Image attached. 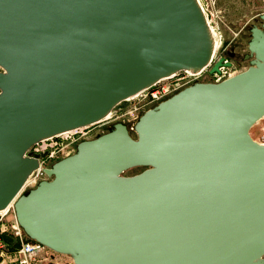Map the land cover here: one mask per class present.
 <instances>
[{"label": "water", "instance_id": "obj_1", "mask_svg": "<svg viewBox=\"0 0 264 264\" xmlns=\"http://www.w3.org/2000/svg\"><path fill=\"white\" fill-rule=\"evenodd\" d=\"M260 19L244 71L155 104L135 137L116 122L78 142L19 195L33 145L205 67L213 49L197 0H0V210L14 201L63 264H264V143L250 134L264 116Z\"/></svg>", "mask_w": 264, "mask_h": 264}, {"label": "rangeland", "instance_id": "obj_2", "mask_svg": "<svg viewBox=\"0 0 264 264\" xmlns=\"http://www.w3.org/2000/svg\"><path fill=\"white\" fill-rule=\"evenodd\" d=\"M198 1L203 8L207 23L213 29L214 35H219L216 36L219 46L215 50L212 62L200 74L193 75L181 70V73L176 77L161 82L160 86L165 88L166 96L172 95L194 82H219L244 71L249 66L248 60L244 58L250 37L249 27L252 24H260V15L264 14V0ZM220 58H223V62H228L230 65L220 66L218 72L211 73L210 69ZM1 70L2 68L0 67ZM157 101L152 98L150 92L139 98H132L129 101L123 100L113 108L109 118H105L85 129L73 133L67 132L33 145L31 149L40 153L41 171L37 172L31 181L25 184L26 186L21 189L19 195L35 187L39 181L48 180L49 177L44 169L50 168L56 160L73 154L76 151L78 142L85 139H93L107 132L114 123H123L129 129L131 136L135 137L133 128L135 122L144 111L154 106ZM250 134L254 140L264 143V116L251 127ZM142 169L143 167L130 168L124 174L132 175ZM4 220L8 224L9 231L3 238L9 244L10 253H13V250L19 245V240L14 235L17 226L13 206L6 214ZM7 257L11 258V256ZM6 260L0 262V264H10L8 259ZM70 261L71 259L68 255L56 253L51 249L45 248L39 253V262L37 264H63Z\"/></svg>", "mask_w": 264, "mask_h": 264}, {"label": "built area", "instance_id": "obj_3", "mask_svg": "<svg viewBox=\"0 0 264 264\" xmlns=\"http://www.w3.org/2000/svg\"><path fill=\"white\" fill-rule=\"evenodd\" d=\"M178 72H176V73H178ZM176 73H173L172 75H170L168 77H165L163 79H167V78L171 79V78L175 77L174 75ZM163 79H161V80H163ZM161 80L155 82L154 84H152L151 86L143 89L140 92L146 91L145 92L146 94L148 92H150L152 98L158 100L157 103H159L160 101H162V100L166 99L167 97L171 96V95H169V96L165 95V93H166L165 88L163 86H160L161 82H163L165 80H163V81H161ZM145 93L143 95H145ZM88 126H90V125H87V126H84V127H80V128L68 131V133H71V132L73 133V132L85 129ZM64 133H67V132H64ZM64 133H61V134H64ZM61 134H58V135H61ZM58 135H56V136H58ZM56 136L50 137V138L42 140L40 142L50 140V139H52V138H54ZM40 142H38L36 144H39ZM31 148L28 151L31 152L32 155L33 154H38L39 155V157H38L39 166H38L37 169H35L33 171V173L27 179L25 184L29 183L31 181V179L37 174V172L41 171V170H38L41 167L40 153L35 152ZM11 207L12 206L9 205L5 209L0 210V262H3L6 259H8V262L10 264H37L39 262V253L42 252L47 247H45L42 244L30 239L24 233V231L21 229V227L18 225L17 221H16L17 228L15 230V234L14 235L18 238L19 245L13 250V253H10L9 244L3 238V236L9 231L8 224L5 222L4 218H5L6 214L9 212ZM47 249H49V248H47ZM7 256H11V258H8Z\"/></svg>", "mask_w": 264, "mask_h": 264}, {"label": "bare ground", "instance_id": "obj_4", "mask_svg": "<svg viewBox=\"0 0 264 264\" xmlns=\"http://www.w3.org/2000/svg\"><path fill=\"white\" fill-rule=\"evenodd\" d=\"M197 2H198V5H199V7H200V9H201V11H203V8H202V6H201V4H199V1L197 0ZM204 13V12H203ZM205 15V14H204ZM207 20V19H206ZM262 21V20H261ZM209 22V21H208ZM263 22V21H262ZM213 29H211V25L209 26V24H208V31H209V37H210V40L212 41V49H213V55H212V59L211 60H213V56H214V53L216 52L215 50L218 48V46H219V41L217 40V38H216V36H219V35H214V33H213V31H212ZM220 38V37H219ZM215 57H216V55H215ZM212 61H210V63H211ZM209 63V64H210ZM208 64V65H209ZM208 65H206L205 67H203V68H200V69H197V70H190V69H187V70H183L184 72H188L189 74H193V75H198V74H200L201 72H203L204 71V69L208 66ZM181 73V71H179L178 73H176L174 76L176 77L177 75H179ZM168 79V78H167ZM167 79H163V80H167ZM163 80H161V81H163ZM200 81V80H199ZM146 91H143V92H140V93H138V94H135L134 96H132L131 98H128V99H126V100H131L132 98L134 99L135 97H140V96H143V94L145 93ZM122 102V101H121ZM120 102V103H121ZM119 104V103H118ZM113 110V109H112ZM112 110L103 118V119H105V118H109L110 117V115H111V113H112ZM102 119V120H103ZM128 129V128H127ZM129 130V129H128ZM38 170H41V167L38 169ZM24 186H26V185H24ZM23 186V187H24ZM23 193V192H22ZM14 202V201H13ZM13 202L11 203V204H13ZM10 204V206H13V205H11ZM7 210V209H6ZM16 218V217H15ZM46 247V246H45ZM58 264H60V263H58Z\"/></svg>", "mask_w": 264, "mask_h": 264}, {"label": "flooded vegetation", "instance_id": "obj_5", "mask_svg": "<svg viewBox=\"0 0 264 264\" xmlns=\"http://www.w3.org/2000/svg\"><path fill=\"white\" fill-rule=\"evenodd\" d=\"M254 25L258 26L259 28H262V22L260 21V24H259V25H258V24H252V26L249 27V34H250V37H249L248 42H247V51H246V53H245V55H244V58H245L246 60H248L249 65H250V61L254 58V53H252V52L249 50V42H250L251 39H252L251 28H252Z\"/></svg>", "mask_w": 264, "mask_h": 264}]
</instances>
